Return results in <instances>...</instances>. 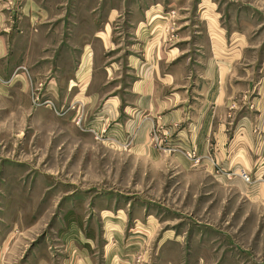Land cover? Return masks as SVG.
Returning a JSON list of instances; mask_svg holds the SVG:
<instances>
[{
	"label": "rangeland",
	"instance_id": "374dc122",
	"mask_svg": "<svg viewBox=\"0 0 264 264\" xmlns=\"http://www.w3.org/2000/svg\"><path fill=\"white\" fill-rule=\"evenodd\" d=\"M40 2L76 29L86 18L95 41L107 28V64L133 44L186 37L215 41L216 57L226 43L237 72L264 80V0ZM31 98L41 105L22 125H0V262L264 264V197L255 176L222 166L214 175L194 170L202 166L197 151L168 144L158 129L152 140L160 154L136 157L130 142L111 143L80 118H58L42 90Z\"/></svg>",
	"mask_w": 264,
	"mask_h": 264
},
{
	"label": "crops",
	"instance_id": "0c3cea01",
	"mask_svg": "<svg viewBox=\"0 0 264 264\" xmlns=\"http://www.w3.org/2000/svg\"><path fill=\"white\" fill-rule=\"evenodd\" d=\"M13 1L18 10L0 0L1 126L22 125L28 112L38 111L31 92L40 89L61 112L58 118H80L111 143L130 142L136 157L160 154L152 140L158 129L168 144L197 151L202 166L194 170H245L264 197V80L256 83L250 71H236L233 48L222 43L226 48L216 57L215 41L185 37L133 44L126 56L107 64L101 54L108 47L107 28L95 41L86 18L76 29L72 21L54 18L58 10L40 0Z\"/></svg>",
	"mask_w": 264,
	"mask_h": 264
},
{
	"label": "built area",
	"instance_id": "2783aa9c",
	"mask_svg": "<svg viewBox=\"0 0 264 264\" xmlns=\"http://www.w3.org/2000/svg\"><path fill=\"white\" fill-rule=\"evenodd\" d=\"M8 4L10 5V8L12 9V10H18V8H19V4H17L16 2H14L13 0H8ZM21 68V67H20ZM22 69H25L26 70V68H24V67H22ZM38 98H36V99H34V104H35V106L37 107V106H40L41 104H39L38 102ZM45 102V104H47V105H54L53 104V102L51 101V100H46V101H44ZM243 178H244V180H246L247 182H250V178H249V176L247 175V174H244L243 175Z\"/></svg>",
	"mask_w": 264,
	"mask_h": 264
}]
</instances>
